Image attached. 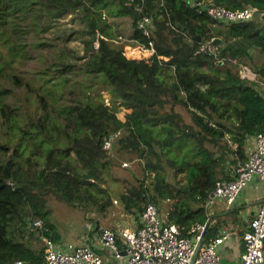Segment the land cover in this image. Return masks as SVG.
Here are the masks:
<instances>
[{
	"label": "trees",
	"instance_id": "1",
	"mask_svg": "<svg viewBox=\"0 0 264 264\" xmlns=\"http://www.w3.org/2000/svg\"><path fill=\"white\" fill-rule=\"evenodd\" d=\"M190 1L0 0V264H40V236L61 241L50 197L108 211L116 149L142 164V178L117 193L125 213L138 218L148 200L169 199L167 221L184 235L206 218L208 193L245 160L246 139L264 131V95L227 66L239 68L234 61L245 63L252 48L264 53V26L258 18L218 23ZM196 1L252 5L264 21V0ZM68 15L84 27L57 30L53 39H80L82 55L44 34ZM143 15L153 18L150 37L138 28ZM217 36L222 44L202 49ZM150 39L149 58L125 54L128 40L148 48ZM123 109H130L125 120ZM111 134L117 138L106 151ZM167 165L183 175L179 187ZM37 219L43 229L31 228ZM215 234L210 226L206 238Z\"/></svg>",
	"mask_w": 264,
	"mask_h": 264
},
{
	"label": "built area",
	"instance_id": "2",
	"mask_svg": "<svg viewBox=\"0 0 264 264\" xmlns=\"http://www.w3.org/2000/svg\"><path fill=\"white\" fill-rule=\"evenodd\" d=\"M132 1V0H131ZM197 7L198 13H204L218 23L236 24L252 20L259 14L257 7L249 5L243 9H231L203 1H190ZM153 18L143 15L138 21V28L146 37L152 33ZM98 43L95 42V47ZM147 48L146 46H144ZM148 49L155 51L154 41H148ZM203 50H214L207 42ZM235 64L239 63L234 61ZM240 67L245 66L239 63ZM245 76V75H244ZM116 134L105 136L103 148L111 151ZM127 165V162H123ZM256 178L264 180V131L255 135V146L248 158L235 167V177L219 180L208 193L205 207L214 205L218 199H224L233 205L243 189ZM12 184V183H11ZM212 213L205 219H199L184 235L177 223L163 217L159 205L148 200L140 214L139 225L132 229L123 227L119 232L112 228L89 224L88 233L80 243L57 242L49 236L41 235L44 246L43 259L40 264H104L97 246L108 249L120 264H221L219 248L230 238L231 232L222 228L214 237L207 239L206 232L211 225ZM32 229H43L41 219L31 221ZM244 251L240 264H262L264 262V202L251 219L244 235ZM15 264H23L17 261Z\"/></svg>",
	"mask_w": 264,
	"mask_h": 264
},
{
	"label": "rangeland",
	"instance_id": "3",
	"mask_svg": "<svg viewBox=\"0 0 264 264\" xmlns=\"http://www.w3.org/2000/svg\"><path fill=\"white\" fill-rule=\"evenodd\" d=\"M211 3V2H208ZM124 20V19H122ZM261 21V26H264V21ZM76 27L77 29H82L84 25L79 23L78 21H73L72 16L68 15L65 18H61L59 21L55 22V24L44 34L48 37L52 38V41L57 44L59 47L65 45L67 48H73L77 50L79 55L84 53V45L80 41V39H71L67 42H63L61 39H53L56 35L57 30H61L62 33H66L68 28ZM66 37V36H64ZM222 39L221 36H217ZM122 43H127V41H121ZM119 42V43H121ZM223 43V42H222ZM125 54L130 58H149L153 51L151 49L145 48L144 45L134 46L131 41L128 40V45H125ZM43 53L49 54L48 50H43ZM251 58L245 61L246 68L250 69L256 76V79L259 84L257 86L261 87V83L264 82V76L260 73L259 69L264 67V53L256 52L255 49L252 48V51L249 54ZM48 57V56H47ZM46 57V61L43 62L44 65H47V62L50 60ZM39 60L35 59L31 66L36 67L39 65ZM239 64V63H238ZM228 67L232 68L235 72H238V68L233 64H227ZM107 97V95L105 94ZM130 109H123L118 113V116L125 120V114L129 112ZM114 159V168H113V179L109 180L106 184L108 187L111 196L113 197L114 205L111 206L108 211L105 213L97 212L96 210H91L86 207L72 206L65 201L56 199L55 197L49 198V208L52 213L50 216L51 221L56 225L58 232L61 234V241L63 242H72V243H80L82 241V237L84 234L88 233L86 226L89 224L99 225L103 227H112L114 224L116 226L122 223H129L130 217L132 215L125 213L123 211L122 204L120 202H116L117 193L124 190L126 181H131L135 177L142 178V164L141 160L137 157L135 153H127L120 152L116 149ZM123 162H127V165H123ZM166 172L168 173L169 181L175 186L179 187L176 184L177 179H182L181 174L175 176V168L166 166ZM150 181V179H148ZM159 205L161 207V215L165 217L167 211L170 209L171 205L169 199L160 200ZM193 208H197L198 204L192 203ZM60 241V242H61ZM34 248L40 250L42 248V243L39 239L33 238L32 243ZM104 256L103 259H106L107 264H118V261L112 258V254L108 249L102 250ZM112 255V256H111ZM114 257V256H113ZM224 260V258H223ZM224 262H226L224 260Z\"/></svg>",
	"mask_w": 264,
	"mask_h": 264
},
{
	"label": "crops",
	"instance_id": "4",
	"mask_svg": "<svg viewBox=\"0 0 264 264\" xmlns=\"http://www.w3.org/2000/svg\"><path fill=\"white\" fill-rule=\"evenodd\" d=\"M259 19L258 17H254V19ZM245 65V63H241V65ZM238 68V67H237ZM239 73L251 79L253 82L252 84L261 91L264 95V82H262L261 87L257 86L258 81L256 76L250 69L248 68H238ZM264 80V79H263ZM255 146V135L249 136L246 139L245 146H244V157L245 160L248 158L249 154L253 150ZM244 160V161H245ZM241 163L240 160L237 161L235 165L231 168V179L235 177V167ZM264 202V180H260L256 178L252 183L247 185L241 194L239 195L238 200L233 205H228L224 199H218L213 206L206 208V214L212 213L211 218V227L216 228V234L220 232L222 228H227L231 232L230 238L219 248L221 254V264L223 260V264H240L241 262V255L244 251V240L243 235L255 215L256 211L259 209L261 204ZM167 216V213L165 217ZM164 217V216H163ZM140 217H136L132 215L129 219V223H122L114 224L112 228L119 232L123 227H130L132 229L136 228L139 225ZM215 234V235H216ZM63 242V241H61ZM103 248L97 246V251L104 256L102 252ZM112 256V255H111ZM112 258H114L112 256ZM118 264H120V261ZM106 259H104V264H107ZM264 264V262L262 263Z\"/></svg>",
	"mask_w": 264,
	"mask_h": 264
},
{
	"label": "water",
	"instance_id": "5",
	"mask_svg": "<svg viewBox=\"0 0 264 264\" xmlns=\"http://www.w3.org/2000/svg\"><path fill=\"white\" fill-rule=\"evenodd\" d=\"M198 39H200V37H197ZM223 39H221L220 37H214L213 39H211L210 43L212 45H216V44H222ZM220 63H222V61H220Z\"/></svg>",
	"mask_w": 264,
	"mask_h": 264
}]
</instances>
